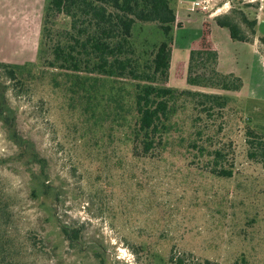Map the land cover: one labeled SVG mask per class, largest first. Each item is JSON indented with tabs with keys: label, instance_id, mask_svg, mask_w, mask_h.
<instances>
[{
	"label": "rangeland",
	"instance_id": "obj_1",
	"mask_svg": "<svg viewBox=\"0 0 264 264\" xmlns=\"http://www.w3.org/2000/svg\"><path fill=\"white\" fill-rule=\"evenodd\" d=\"M19 1H4L9 22H28L39 43L25 54H5L13 61L6 64L27 68L16 70L14 80L11 69L0 68V87L16 128L44 167L21 155L0 122V264H264V167L249 157L248 146L249 131L264 139V0H199L194 6L206 20L197 50L206 44L218 52L209 30L218 17L229 16L249 38L247 46L218 39L223 69L243 88L192 87L188 66L181 64L172 78L170 71L168 87L229 101L210 110L203 98L180 97L161 144L148 152L133 143L120 119L129 123L132 116L119 107L130 90L125 81L97 84L86 69L49 65L50 44H73L71 35L89 19L73 29L67 15L53 16L52 43L46 40L41 54L47 0ZM171 1L176 10L179 0ZM242 15L256 22L254 32ZM135 37L147 47L163 40L153 24H138ZM229 171V177L222 173ZM63 228L77 233L74 243Z\"/></svg>",
	"mask_w": 264,
	"mask_h": 264
},
{
	"label": "trees",
	"instance_id": "obj_2",
	"mask_svg": "<svg viewBox=\"0 0 264 264\" xmlns=\"http://www.w3.org/2000/svg\"><path fill=\"white\" fill-rule=\"evenodd\" d=\"M57 14L70 17L73 20V29L79 19H89L85 28L80 29L77 35H71L73 44L67 43L68 45L63 46L60 42L52 43L48 25L50 19ZM241 20L250 25L254 32L256 22H249L245 15L241 16ZM216 23L229 31L233 41L250 42L240 26L229 16L218 17ZM138 24L155 25L163 40L148 47L146 41L137 42L135 31ZM176 26L182 27L177 24V13L171 0H47L39 52H47L45 48L49 45L46 41L48 40L52 43L53 61L49 62L51 68L73 70L76 73L86 69L89 75H94V82L97 84L105 79L118 83L125 81L124 85L130 87L127 97L124 96L129 105L124 103L122 96L119 107L120 111L128 110V114L131 110L132 116L129 123L125 116L120 119L130 127L133 143L141 145L148 152L156 143L161 144L175 111L174 105L180 97L203 98L204 104L211 106L210 110L214 107L225 108L229 101L228 96L179 91L168 87ZM218 61V52L206 44L201 49L191 51L188 85L241 92V79L233 74L220 73ZM0 68L11 69L9 77L14 80L16 70L27 68V65L0 61ZM96 88L90 87L93 90ZM0 122L5 126L10 140L21 150V155L43 169L44 160L41 155L37 151L30 152V142L16 128L17 116L9 107L5 90L1 87ZM248 135L249 157L260 161L264 167V139H253V131H249ZM216 155L223 157L221 152H216ZM222 173L227 177L232 175L230 171ZM63 232L70 242L76 241V232L69 228H63ZM177 264H181V261Z\"/></svg>",
	"mask_w": 264,
	"mask_h": 264
},
{
	"label": "crops",
	"instance_id": "obj_3",
	"mask_svg": "<svg viewBox=\"0 0 264 264\" xmlns=\"http://www.w3.org/2000/svg\"><path fill=\"white\" fill-rule=\"evenodd\" d=\"M5 0H0V59L3 63H10L11 56L5 54H11L14 51H19L20 53L30 52L31 47L39 43V35L35 31L28 32L30 25L28 22L25 24L19 21L8 19V10L4 4ZM21 2V0L19 1ZM199 2V0H179V4L176 8L177 13V24H181L182 27L175 28L178 31L175 41L180 44V48L175 50L174 43L172 45V59H171V78L174 71L182 64L189 66L190 54L192 50H197L199 40L201 41L202 35L205 31V17L202 16V13H196L194 11V6ZM16 13L21 15V11H16ZM22 18V19H21ZM29 18V17H28ZM27 18V20H28ZM19 20H24V15L18 17ZM210 33L212 35V42L218 50L219 61H218V70L220 73L228 75L229 72L223 69V55L220 50V42L218 41L219 37L223 38L228 45L235 46V43L230 36L229 31L226 28L220 27L215 21L210 23L209 26ZM188 31H192L193 34H196L194 38L188 39L185 34ZM179 39V42H178ZM176 43V44H177ZM243 46L249 45L247 42H240ZM252 52L255 53V50L250 46ZM17 51V52H18ZM19 54V53H18ZM17 59L15 56H12V59ZM15 61V60H14ZM14 65H19L14 62ZM188 63V65H187Z\"/></svg>",
	"mask_w": 264,
	"mask_h": 264
}]
</instances>
